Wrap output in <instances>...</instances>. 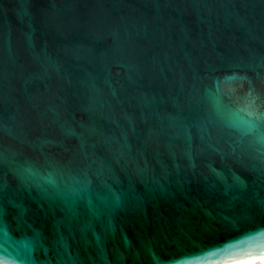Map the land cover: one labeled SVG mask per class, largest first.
Listing matches in <instances>:
<instances>
[{"label": "water", "instance_id": "95a60500", "mask_svg": "<svg viewBox=\"0 0 264 264\" xmlns=\"http://www.w3.org/2000/svg\"><path fill=\"white\" fill-rule=\"evenodd\" d=\"M254 253L264 0H0L2 264Z\"/></svg>", "mask_w": 264, "mask_h": 264}, {"label": "bare ground", "instance_id": "6f19581e", "mask_svg": "<svg viewBox=\"0 0 264 264\" xmlns=\"http://www.w3.org/2000/svg\"><path fill=\"white\" fill-rule=\"evenodd\" d=\"M213 264H264V253L239 255Z\"/></svg>", "mask_w": 264, "mask_h": 264}, {"label": "snow or ice", "instance_id": "6c2138e0", "mask_svg": "<svg viewBox=\"0 0 264 264\" xmlns=\"http://www.w3.org/2000/svg\"><path fill=\"white\" fill-rule=\"evenodd\" d=\"M252 103H254V101H252ZM0 264H2V262H0ZM161 264H163V262H161ZM178 264H179V262H178Z\"/></svg>", "mask_w": 264, "mask_h": 264}]
</instances>
